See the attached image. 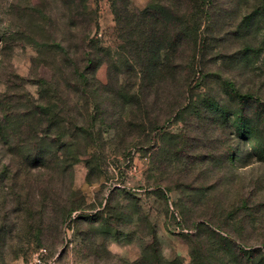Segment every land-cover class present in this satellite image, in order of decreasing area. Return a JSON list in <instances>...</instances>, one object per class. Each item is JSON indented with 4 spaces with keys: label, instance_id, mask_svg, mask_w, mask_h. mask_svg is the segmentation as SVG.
I'll use <instances>...</instances> for the list:
<instances>
[{
    "label": "rangeland",
    "instance_id": "obj_1",
    "mask_svg": "<svg viewBox=\"0 0 264 264\" xmlns=\"http://www.w3.org/2000/svg\"><path fill=\"white\" fill-rule=\"evenodd\" d=\"M259 2L212 0L147 84L111 0H0V264H264V106L243 138L224 86L264 104Z\"/></svg>",
    "mask_w": 264,
    "mask_h": 264
},
{
    "label": "trees",
    "instance_id": "obj_2",
    "mask_svg": "<svg viewBox=\"0 0 264 264\" xmlns=\"http://www.w3.org/2000/svg\"><path fill=\"white\" fill-rule=\"evenodd\" d=\"M128 1L111 0V4L120 39L124 43L122 47L128 50L138 64L142 82L150 84L148 82L158 81L162 77L165 79L166 70H171L169 63L173 56L178 62L175 67L180 69L185 65L192 68L186 56L200 46L201 21L210 16L212 0H150L144 9L130 12L127 10ZM263 12L264 0H260L246 14L240 27L252 28ZM246 50L254 54L253 48L247 47ZM164 79L162 78L163 81ZM224 86L229 91L228 96L241 110L232 124L235 133L244 138L250 130L246 107L250 106V101H256V105L264 104L254 95L239 92L230 82H225ZM130 96L132 100L135 99L134 94ZM261 113L260 109L254 115L259 116ZM4 123L9 124L7 121ZM252 148L257 149V152L264 151L262 143L253 145Z\"/></svg>",
    "mask_w": 264,
    "mask_h": 264
},
{
    "label": "built area",
    "instance_id": "obj_3",
    "mask_svg": "<svg viewBox=\"0 0 264 264\" xmlns=\"http://www.w3.org/2000/svg\"><path fill=\"white\" fill-rule=\"evenodd\" d=\"M47 250L45 248L40 250V253L35 255V257L28 263V264H59L57 262L56 257H52L50 259L44 260L43 259V254H45ZM62 264H67V263H62Z\"/></svg>",
    "mask_w": 264,
    "mask_h": 264
}]
</instances>
